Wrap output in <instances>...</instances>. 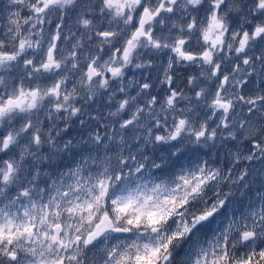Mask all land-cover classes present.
<instances>
[{
    "label": "snow or ice",
    "instance_id": "1",
    "mask_svg": "<svg viewBox=\"0 0 264 264\" xmlns=\"http://www.w3.org/2000/svg\"><path fill=\"white\" fill-rule=\"evenodd\" d=\"M0 264H264V0H0Z\"/></svg>",
    "mask_w": 264,
    "mask_h": 264
}]
</instances>
